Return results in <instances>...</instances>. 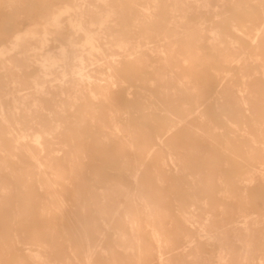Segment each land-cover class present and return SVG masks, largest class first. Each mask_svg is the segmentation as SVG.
I'll return each instance as SVG.
<instances>
[{
	"label": "bare ground",
	"instance_id": "obj_1",
	"mask_svg": "<svg viewBox=\"0 0 264 264\" xmlns=\"http://www.w3.org/2000/svg\"><path fill=\"white\" fill-rule=\"evenodd\" d=\"M197 222L264 264V0H0V264H168Z\"/></svg>",
	"mask_w": 264,
	"mask_h": 264
},
{
	"label": "rangeland",
	"instance_id": "obj_2",
	"mask_svg": "<svg viewBox=\"0 0 264 264\" xmlns=\"http://www.w3.org/2000/svg\"><path fill=\"white\" fill-rule=\"evenodd\" d=\"M25 21V22H24ZM24 21H23V25L25 26V28L29 25V20H27V19H24ZM27 23V24H26ZM26 24V25H25ZM195 209V207L193 206V207H191V209ZM198 223V224H197ZM196 224L199 226H197L195 223L194 224H192L191 226H190V231H191V235L190 236H188V237H183V238H180L179 239V241H177V245L175 244V249L177 250L178 249V247H180L181 249H178V251H180V250H182V249H188L187 251H185L187 254H191L190 255V257L189 256H178L177 258H175V259H173V261H171L170 263H168V264H172V263H179V261H183V259L184 260H186L187 258H188V261H186L188 264H217L218 263V261L219 260H217V259H219V257H220V253L217 255V253L218 252H221V250L223 249V248H227L228 247V244L229 245H231L232 244V242H233V239H231L229 236H230V232H231V230H229L228 228H209V227H207L206 229H205V231H201V229L203 230L204 228L203 227H201V224L203 223V222H197ZM201 227V228H200ZM218 230V231H217ZM197 231V232H196ZM200 232V233H199ZM202 232V233H201ZM210 232L212 233V234H210ZM208 233V235H206ZM226 234L225 236H224V238H223V240H221V238L222 237H219V235L220 234ZM198 234V235H197ZM214 236V237H213ZM151 236H148V241H150L151 242V244L153 243V245H152V248H153V250H155V252H157V251H161V252H167V250H165V249H162V248H164V247H162V248H157L158 246H157V244H155L154 243V241H153V239H151L150 238ZM199 237V238H198ZM211 237H212V239H211ZM186 238V239H185ZM188 238V239H187ZM210 238V239H209ZM151 239V240H150ZM191 239H192V241H191ZM194 239V240H193ZM225 239V240H224ZM186 240V241H185ZM212 240V241H211ZM229 240V241H228ZM189 241H191V244L193 243V242H195V243H193L192 245H190L189 243ZM207 241H208V243H207ZM260 242H262V241H260ZM263 243V242H262ZM185 244V245H184ZM199 244V245H198ZM233 244H236V250H238V251H240V245L241 244H239V242H234ZM191 246V247H189V246ZM193 245H194V247L196 248H193ZM205 247V248H204ZM218 247H220L219 249H218ZM198 248H201V249H203V250H201L200 252H203V253H201V254H199V252L197 253L195 250H197ZM208 250H207V249ZM215 248V249H214ZM161 249V250H160ZM195 249V250H194ZM190 251V252H189ZM210 253H209V252ZM196 253H197V255H196ZM263 253V252H262ZM261 253V256H263V254ZM214 254V255H213ZM238 254V253H237ZM196 255V257L197 258H194V256ZM208 257H207V256ZM191 256H192V258H191ZM210 256H211V258H210ZM204 257V258H203ZM191 259V261H190V259ZM217 258V259H216ZM196 260V261H194V260ZM193 260V261H192ZM206 260V262H204V261ZM208 261H211V262H209L208 263ZM234 260L231 258V257H229L228 258V260H227V264H233V263H231V262H233ZM239 261V263L240 264H245V263H243V261H240V260H238ZM204 262V263H203ZM257 263L256 264H260L261 262L259 261V259L256 261Z\"/></svg>",
	"mask_w": 264,
	"mask_h": 264
}]
</instances>
